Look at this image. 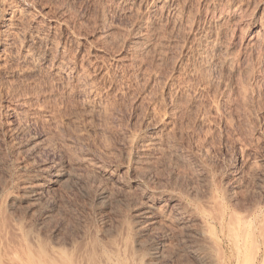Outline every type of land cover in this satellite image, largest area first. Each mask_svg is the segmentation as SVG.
<instances>
[{"label": "rangeland", "instance_id": "374dc122", "mask_svg": "<svg viewBox=\"0 0 264 264\" xmlns=\"http://www.w3.org/2000/svg\"><path fill=\"white\" fill-rule=\"evenodd\" d=\"M186 191L264 228V0H0V220L68 245L108 237L144 196L187 219ZM156 226L140 263L188 264V226Z\"/></svg>", "mask_w": 264, "mask_h": 264}, {"label": "bare ground", "instance_id": "6f19581e", "mask_svg": "<svg viewBox=\"0 0 264 264\" xmlns=\"http://www.w3.org/2000/svg\"><path fill=\"white\" fill-rule=\"evenodd\" d=\"M199 36H197L199 38V39L198 38L197 39L199 40V43L201 45V43L203 41L204 42L206 41L205 40L206 38L204 37L205 34L203 37L202 36L199 37ZM138 43H137V45H138ZM135 44H136V42H135ZM201 49H202V47H201ZM202 50L204 51V49H202ZM202 50L200 52L198 51L197 54L200 53L203 56ZM204 52H206V51H204ZM57 65H59V64H57ZM54 70H56V69H54ZM58 71L59 70H57V72ZM37 143H39V142H37ZM42 144H41V146H42ZM142 152H144V151H142ZM145 156H147V155H145ZM140 158H142V157H140ZM146 158H144V159H146ZM142 159H140L141 160L140 163H142ZM138 160H137V162H138ZM146 161H149L148 164H151L150 163L151 160H149V158H148V160L146 159ZM137 165H138V163H137ZM137 165L135 164V165H133V167L134 166L136 167ZM135 167H134V169H135ZM137 167L139 169V165ZM143 167H144V165L140 169H142ZM50 168H52V167H50ZM42 171H43V169H42ZM54 171H55V169H54ZM56 171H55L56 174L50 175V177L51 178L53 177L52 182L60 183L61 180H63V178L65 177V173L59 172L58 169ZM37 174H36V176H37ZM48 174L49 173H47L46 176ZM70 174H69V176H70ZM72 174L74 175V173H72ZM145 174H146V172H145ZM33 176H35V175L33 174ZM36 176L31 181L29 178H28V180H29L28 182L26 179L24 180V181H26V184L24 186H26V188L30 189V191L28 189L27 192L24 190L26 192V199H28L27 201L30 202L28 204L29 207H30V205L31 206L34 205L36 203V200H39V199H37L38 198L37 195L40 193H43L42 190H44L43 187L45 186L46 176L44 177V176L40 175L39 178ZM48 177L49 176H47V179H48ZM70 177H72V176H70ZM141 177H142V175H141ZM65 178H64V180H66ZM43 179H45V180H43ZM49 180H50V178L48 179V181ZM61 184L62 183H60V186H61ZM3 188H5V187H3ZM207 189H209V188H207ZM210 189H212L211 186H210ZM171 190H172V188H171ZM209 190L206 192L210 193ZM39 191H40V193H39ZM211 191H213V190H211ZM5 192H7V191H5ZM25 192H23V193H25ZM214 192H212V193H214L216 195V191H214ZM188 193L189 192L185 193V194H187L186 196L190 198L189 202H187V204L185 203V205H186L185 214L186 213L188 214L187 219H178V217H173L172 216L173 213L178 211V210L176 211V209L174 210L175 212H173L172 215H171L169 210H168V212L170 214H168L167 209H166L167 213H165V211H163V209L161 211V209H158V207L156 206V204L152 200H149L150 198L148 199L147 196L143 195L144 201L141 202L142 204L140 203L141 206H140L138 201L137 202H138L139 206L137 208L135 207L136 204L133 205L134 206V208H133L131 203H130L131 207L134 210V215L132 213V216H135V218L133 217V220H131V221L124 220L126 218L123 219V222H121L119 220V224H117L114 228L115 231L113 230V233L111 232L110 235L108 233V235H109L108 237H106L102 233L103 239L102 238L100 239V237H102L101 234L99 237L97 235V233H95L99 237V238H97V236L95 237V235L93 233L94 236L92 234H90V235H92V236L89 235L90 237L87 234H86L87 237L85 235H83L86 237V238L84 237V239H83V238H81L82 237L81 236L82 234H81L79 237L81 239V240L79 239L80 241L75 240V238L73 240L69 239L71 241L69 242V240H68V242H69L68 245H66L67 243L63 245V243L61 244V243H56V242H55L56 243L55 245H52L51 244L52 240L46 239L48 241H51L50 242L51 245H49L48 241L44 240L45 239L44 237L40 236L41 237L40 238L39 235H37L35 233L34 230H36V228L33 230L34 233L32 232L30 227L26 226L27 228H30V229H25L26 227L25 226L23 227V225H21L22 222H20L19 219H15V220L11 219L12 221L7 226L5 225L6 224L5 222L0 220V249H3L2 253L0 254V264H141L142 263L141 260L144 257L146 249L144 248V246H145L144 245L145 242H143L144 239H142V241H141L140 236L143 232L146 231L147 225L151 226V227H153L154 225L155 226L159 225V227L165 228V231H166V228L170 227L172 225V223L173 224L176 223V226H178L179 229H185L186 226H188L186 229L187 231L185 230V232H182L183 230L182 231L180 230L182 232V234H181L182 237L180 236V238H181L180 241H181V243L185 242V244H183V247H182L183 249H181V251L184 252V253L183 252L182 253L184 254V257H186L185 260H187L186 262H188V264H260V263L262 264V262L264 260H262V262L259 263L260 252L262 251L261 247H263V254L262 255H264V228L261 224H258V223L256 224L255 222L246 221L244 219L242 221H241V219L237 220L238 218L236 219V217L233 216L234 212H232V214H233L232 216L235 219H232L233 217H230L228 219L227 214H226L225 210L223 209V207L225 205H224V203H223V206L221 204L223 202V200L220 203V201H219L220 197L218 199V197L214 196V194L212 196L209 194H208V196L204 195V196L199 198V197H193V195L188 194ZM3 194H5V193H3ZM9 194L10 193H8V195ZM204 194H207V193H204ZM8 195L6 193V197H8ZM10 195L11 196H9V198L7 199L8 200L7 205H8V209L12 212L13 210H16L17 205L20 204L21 201H19V203H18V200H19L18 197L19 196H17L15 198V197H12V194H10ZM180 195L178 194V196H174V195L170 194V196L168 198L170 202H174V204L173 203H171V204L175 205V203H176V205L178 206L177 207L178 209H180L179 207L182 205V197ZM184 195H182V196H184ZM103 196H105V195H103ZM103 196H101V197H103ZM107 196H108V194H107ZM110 196H111V194H110ZM194 196H196V195H194ZM6 197H5V199H6ZM17 198H18V200H17ZM138 198H139V196H138ZM20 199H21V196H20ZM109 199L106 200V202H108V201L111 202ZM131 199H132V197H131ZM131 199H130V202H131ZM156 199H157V197H156ZM113 200H115V198ZM116 200L118 201V199H116ZM135 200H137V199H135ZM132 201L135 202L134 200H132ZM106 202H104V203H106ZM126 202H124V203H126ZM128 202H129V200H128ZM111 204H112V202H111ZM125 205H127V204H125ZM37 206H38V203H37ZM106 206H109V205H106ZM18 207H20V206H18ZM26 207L27 206H25V208ZM126 207H128V206H126ZM171 207H172V205H171ZM183 207H184V205H183ZM25 208H23V209H25ZM174 208L175 207H173V209ZM26 209H28V207ZM36 209H37V207H36ZM38 209H39V207H38ZM25 210H23V212ZM40 212H42V211H40ZM179 213H181V211ZM229 213L231 214V212H229ZM20 217L23 218L25 216H23V217L20 216ZM129 217H131V216H129ZM179 217H180V214H179ZM28 218H27V220H28ZM24 221H26V220H24ZM173 221H175V222H173ZM28 225H29V223H28ZM113 225H114V223H113ZM31 227L34 228V226H31ZM151 227L150 228L148 227V228L151 229ZM105 228H107V227H105ZM111 229L112 228L110 227V230ZM157 229H159V228H157ZM157 229H154V230H157ZM107 230H109V229H107ZM132 230L140 233V235L137 238L136 237L137 235L134 233L136 236H135L134 240L131 239V243L132 244L134 243V244L133 245L131 244V247H130V246H128L129 245L128 241L130 242V239L128 240V238L132 237L131 235H133V234L129 235ZM162 230L164 231V229H162ZM170 230H171V228H170ZM87 231H88V229H87ZM153 231L151 229V232H153ZM180 231H179V233H180ZM84 232H83V234H85ZM87 233H89V232H87ZM166 233H167V231H166ZM166 233H164V234H166ZM152 234H154V233H152ZM177 234H178V232H177ZM169 235H168V237H169ZM44 236L46 237V235H44ZM149 236H150V234H149ZM173 236H175V235H173ZM175 237H176V241H177L178 236H175ZM148 239H152V237L148 238ZM146 240L147 239H145V241ZM173 240H175V238ZM55 241H57V240H55ZM166 241H167V238H166ZM176 241L174 244H176ZM178 241H179V239H178ZM170 242H172V241H170ZM53 243H54V241H53ZM127 243H128V245H127ZM169 243H166V244H169ZM166 244L164 243V245H166ZM152 245H151V247H153ZM164 245H162V246H164ZM164 247H169V245L168 246L166 245ZM164 247L163 248L161 247V248L164 250ZM178 247H179V245H178ZM210 247L215 249L216 254L215 253L213 254L212 250H210L211 253L209 252V249H211ZM149 250H151V249H149ZM149 250H147V251H149ZM160 251L161 250H159V254H160ZM157 253H158V251L154 250V247H153L150 254L154 259H155V257L158 256ZM146 254H148V252ZM162 254H163V252H162ZM211 254H213V255H211ZM145 260H146V258H145ZM145 262H143V264H145ZM150 262H154L153 259H151ZM157 264H159V262H157ZM263 264H264V262H263Z\"/></svg>", "mask_w": 264, "mask_h": 264}]
</instances>
